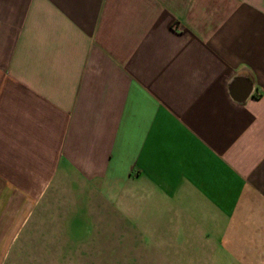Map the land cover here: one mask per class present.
I'll list each match as a JSON object with an SVG mask.
<instances>
[{"label": "crops", "instance_id": "crops-1", "mask_svg": "<svg viewBox=\"0 0 264 264\" xmlns=\"http://www.w3.org/2000/svg\"><path fill=\"white\" fill-rule=\"evenodd\" d=\"M99 185L264 264V0H0V264Z\"/></svg>", "mask_w": 264, "mask_h": 264}, {"label": "rangeland", "instance_id": "rangeland-1", "mask_svg": "<svg viewBox=\"0 0 264 264\" xmlns=\"http://www.w3.org/2000/svg\"><path fill=\"white\" fill-rule=\"evenodd\" d=\"M115 191L99 185L61 196L51 218L41 225L36 214L32 218V247L24 243L27 225L2 264H221L220 252L207 251L211 246L203 236L178 235L168 220H162L158 235H145L144 220L131 217L140 214L127 211L125 196Z\"/></svg>", "mask_w": 264, "mask_h": 264}]
</instances>
